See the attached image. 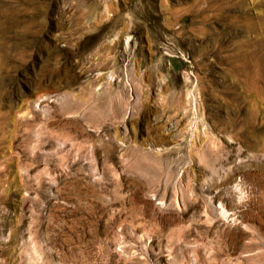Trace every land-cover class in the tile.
<instances>
[{
	"label": "rangeland",
	"instance_id": "374dc122",
	"mask_svg": "<svg viewBox=\"0 0 264 264\" xmlns=\"http://www.w3.org/2000/svg\"><path fill=\"white\" fill-rule=\"evenodd\" d=\"M0 264H264V0H0Z\"/></svg>",
	"mask_w": 264,
	"mask_h": 264
},
{
	"label": "bare ground",
	"instance_id": "6f19581e",
	"mask_svg": "<svg viewBox=\"0 0 264 264\" xmlns=\"http://www.w3.org/2000/svg\"><path fill=\"white\" fill-rule=\"evenodd\" d=\"M144 2V1H143ZM142 2V3H143ZM162 2V1H161ZM207 2V1H206ZM210 2V1H209ZM160 3V2H159ZM145 4V3H144ZM161 9V8H160ZM165 9H167V8H165ZM202 9V8H201ZM202 11V10H201ZM169 12V11H168ZM170 13V12H169ZM180 14V13H179ZM254 29V28H253ZM263 39V38H262ZM256 51V50H255ZM258 53V52H257ZM239 54V53H238Z\"/></svg>",
	"mask_w": 264,
	"mask_h": 264
}]
</instances>
